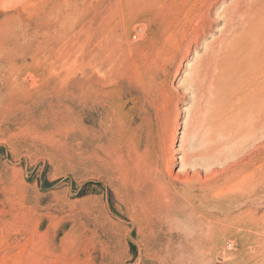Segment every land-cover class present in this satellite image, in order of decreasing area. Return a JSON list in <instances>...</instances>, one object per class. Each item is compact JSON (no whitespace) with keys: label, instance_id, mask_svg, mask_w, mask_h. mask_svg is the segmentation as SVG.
<instances>
[{"label":"rangeland","instance_id":"obj_1","mask_svg":"<svg viewBox=\"0 0 264 264\" xmlns=\"http://www.w3.org/2000/svg\"><path fill=\"white\" fill-rule=\"evenodd\" d=\"M238 1L0 0V264H264V1Z\"/></svg>","mask_w":264,"mask_h":264},{"label":"bare ground","instance_id":"obj_2","mask_svg":"<svg viewBox=\"0 0 264 264\" xmlns=\"http://www.w3.org/2000/svg\"><path fill=\"white\" fill-rule=\"evenodd\" d=\"M214 1V0H213ZM251 1V0H250ZM254 1V0H253ZM259 2H258V6L260 7V8H262L261 6H260V3L262 4V2L264 1V0H258ZM252 2V1H251ZM255 3V2H254ZM255 5V4H254ZM253 5V6H254ZM257 5V4H256ZM251 7H252V5H246V6H244V4H242V1L241 0H239L235 5L233 4V8H232V10L230 11H228V14L230 13V15H229V17L231 18V22L232 23H235V19H240L241 17L243 18V16L244 15H246L250 10H251ZM256 10V9H255ZM226 11V12H227ZM259 11V10H258ZM210 12V11H209ZM260 12V11H259ZM262 14H264V11H263V8H262ZM258 13V12H257ZM211 14V13H210ZM225 14V13H224ZM260 14H261V12H260ZM261 14V16H260V18L258 17V19H256V20H254V21H252V22H250V26L249 25H247L248 27H250V31H252V30H261L262 28H263V26H262V24H264V15H262ZM227 15V14H226ZM251 15H253V13L251 14ZM257 16V14H255L254 13V17L255 18H257L256 16ZM250 16V15H249ZM253 17V16H252ZM251 17V18H252ZM222 18H224V17H222ZM227 18V17H226ZM249 18V17H248ZM202 19V18H201ZM250 19V18H249ZM211 18L209 17V16H204V19H203V21L205 22V24H202V26H200L199 28H198V31H197V34L195 35V46H199L201 43H200V39L202 38V36H204L205 35V33H206V27H208L209 26V28L208 29H210V27L212 28V26H210V23H211ZM251 20V19H250ZM258 20V21H257ZM201 21V20H200ZM229 21V22H230ZM238 21V20H237ZM236 21V22H237ZM244 22V21H243ZM203 23V22H202ZM207 23H209L208 24V26H207ZM239 23V22H238ZM213 24V23H212ZM241 24V23H240ZM242 24H244V23H242ZM232 26H233V24H231ZM242 26H240L239 28H241ZM195 28V27H194ZM230 28H231V30H232V27H230L229 25H224V27L222 28V29H220V30H218V31H220L221 33H224V32H229V33H231L230 32ZM213 29V28H212ZM234 29V28H233ZM242 29V28H241ZM246 29H249V28H247L246 27ZM246 29H245V31H246ZM211 30V29H210ZM235 30V29H234ZM234 30H232L233 32H232V34H231V36L230 37H232V35L234 36ZM235 32H236V30H235ZM238 32V31H237ZM255 32V31H254ZM259 32H262V31H259ZM258 32V33H259ZM241 33V32H240ZM242 33H243V30H242ZM241 33V34H242ZM256 33H257V31H256ZM255 33V34H256ZM258 33H257V35H258ZM264 32H262V34H263ZM245 32H244V34H243V36H245ZM238 36H240V35H238ZM247 36H249V34L247 35ZM260 36H261V34H260ZM259 36V37H260ZM237 37V35H235L234 36V38H231L230 40H226L225 38H223L222 36H221V38H219V39H213L211 42H210V44H207L206 43V49H208V50H210V51H212V48L214 47L215 48V46L217 47V51H216V53L215 54H208V53H206L205 54V56L201 59V62H200V65H199V67H198V69L197 70H195V68H194V75H193V77H191V80H192V83H190L191 85L193 84V86L194 87H196L197 88V90L198 91H200V92H202L203 93V91H201V90H203L205 87H206V85L207 84H210L209 83V81L208 82H206L205 83V81H204V83L202 82V80L203 79H205L206 80V77L209 75V73L211 72V69H212V67L213 66H217V65H224V67H225V69L227 68L228 70H230V69H232V68H230L229 69V67H231V66H234V64H235V62H239V57L240 56H242L241 54V48H242V46L243 45H241V43L239 42L240 41V39H242V38H244V37H242V38H240L239 39V41H238V39H235ZM258 37V38H259ZM239 38V37H238ZM245 38H247V37H245ZM244 38V39H245ZM249 38L251 39V37L249 36ZM254 38V37H253ZM257 38V39H258ZM262 38H263V36H262ZM244 39H242V40H244ZM256 39V38H255ZM255 39H254V41L252 40V42H250V45L251 46H255L257 43H256V41H255ZM262 40V39H261ZM264 40V39H263ZM193 41V42H194ZM246 40H244V43H246L245 42ZM248 41H249V39H248ZM260 41V40H259ZM258 42V41H257ZM261 42V41H260ZM191 43V42H190ZM209 43V42H208ZM192 44V43H191ZM260 45H261V43H259ZM264 44V42L262 43V45ZM192 45H190L189 47L187 46V51L189 52L192 48ZM247 47V46H246ZM257 47H260V46H257ZM256 47V48H257ZM205 49V50H206ZM216 49V48H215ZM215 49H213V50H215ZM250 49H252V48H250ZM244 50H245V47H244ZM253 50H257V49H252V51ZM259 50V49H258ZM207 51V50H206ZM245 51H247L248 52V49L247 50H245ZM213 53H214V51H213ZM250 53H252V52H250ZM250 53H249V55H250ZM248 56V55H247ZM252 56V55H251ZM184 57V56H183ZM245 57V56H244ZM253 57H254V55H253ZM263 59H264V57H263ZM248 60H250V58L248 59ZM232 62H234V63H232ZM198 66V65H197ZM197 66H196V68H197ZM235 70V69H234ZM223 72V71H222ZM224 72H226V71H224ZM228 72V71H227ZM230 72V71H229ZM231 73V72H230ZM229 73V74H230ZM235 73L236 74H238L239 72H237L236 70H235ZM219 75V74H218ZM217 75V76H218ZM225 76L227 75V74H224ZM235 75V74H234ZM234 75H232V78H231V76L229 75V77H230V79L232 80H234V78H233V76ZM220 76V75H219ZM252 76H255L254 74L252 75ZM226 77H228V75L226 76ZM229 77L227 78L228 80H230L229 79ZM237 76H235V78H236ZM213 78V77H212ZM220 78V77H219ZM218 78V79H219ZM221 78H223V75H222V77ZM257 78V77H256ZM218 79H216V80H218ZM237 79V78H236ZM223 81H224V79H222ZM228 80H225V81H227L228 82ZM230 80V81H231ZM238 80V79H237ZM218 82H220V81H218ZM220 84V83H219ZM225 84V83H224ZM224 84H222V86L224 85ZM228 84V83H227ZM211 86H212V83L210 84ZM216 85V84H215ZM221 85V84H220ZM226 85V84H225ZM217 86H218V83H217ZM217 86H216V88H215V86H214V88H215V90L217 89ZM227 87V86H226ZM222 88V87H221ZM223 89L225 90V87H223ZM223 90V91H224ZM218 91V89L216 90V92ZM219 93V91L217 92V94ZM220 95H221V92L219 93ZM200 95V94H199ZM203 95H205V94H203ZM209 95V94H208ZM198 96V95H197ZM205 96H203L202 97V94L200 95V99L201 98H204ZM205 100H206V98H204ZM210 99V98H209ZM220 99V98H219ZM207 102V101H206ZM208 104V103H207ZM212 106V105H211ZM216 111V110H215ZM262 118V117H261ZM252 119V118H251ZM208 129V128H207ZM212 129V128H211ZM212 131V130H211ZM213 132V131H212ZM184 148V147H183ZM182 149V148H181ZM181 149H179L180 151H181ZM178 150V149H177ZM183 151H184V149H182ZM182 152V151H181ZM194 154V153H193ZM197 154V153H196ZM185 156H186V153L184 154ZM189 155V154H188ZM187 155V157H191L192 158V156H194V155H189L188 156ZM170 156V155H169ZM168 157V156H167ZM166 157V158H167ZM175 157H177V156H175ZM195 158V157H194ZM173 159V158H172ZM180 160H181V166L183 165H185L186 163V161L185 160H187V159H185V157L183 156V157H180L179 158ZM170 160V159H169ZM169 160H167V161H169ZM191 160V159H190ZM188 161V160H187ZM199 161V160H198ZM192 162V161H191ZM169 163V162H168ZM167 163V164H168ZM171 164V163H170ZM188 165V164H187ZM169 166V165H168ZM182 166V167H183ZM168 168V167H167ZM171 168V167H170ZM184 168V167H183ZM173 168H171L170 170H172ZM168 170V169H167ZM169 170V171H170ZM182 170V169H181ZM186 170V169H185ZM184 170V172H187V171H185ZM190 170V169H189ZM173 174V173H172ZM172 174L170 173L169 175H164V174H160V175H158L156 178H155V180L151 183V185L148 187L149 189H151L153 192H154V196H156V195H158V194H162V195H165V194H167L168 193V189H167V187H164V185L161 183V181H162V179H167V181L170 183V184H173V187L174 188H177L175 185L178 183V181L176 180V179H173L172 178ZM177 174V173H176ZM178 175V174H177ZM188 175V174H187ZM189 176V175H188ZM196 176V175H195ZM185 176L183 175L182 176V178H184ZM180 178V177H179ZM187 177H185L184 179H186ZM192 179H193V177L192 176H189V178L186 180V182L184 183V185H180L179 186V188H182V190H185V188H189L190 187V183L192 182ZM183 180V179H182ZM154 199L155 200H160V199H158V198H155L154 197Z\"/></svg>","mask_w":264,"mask_h":264}]
</instances>
